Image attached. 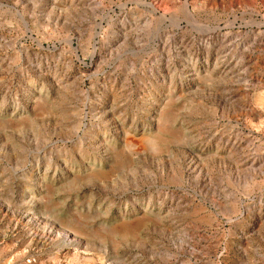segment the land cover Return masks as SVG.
<instances>
[{
  "label": "rangeland",
  "instance_id": "1",
  "mask_svg": "<svg viewBox=\"0 0 264 264\" xmlns=\"http://www.w3.org/2000/svg\"><path fill=\"white\" fill-rule=\"evenodd\" d=\"M0 264H264V0H0Z\"/></svg>",
  "mask_w": 264,
  "mask_h": 264
},
{
  "label": "bare ground",
  "instance_id": "2",
  "mask_svg": "<svg viewBox=\"0 0 264 264\" xmlns=\"http://www.w3.org/2000/svg\"><path fill=\"white\" fill-rule=\"evenodd\" d=\"M32 174V173H31ZM67 233H69V232H67ZM47 235V234H46ZM49 235V234H48Z\"/></svg>",
  "mask_w": 264,
  "mask_h": 264
}]
</instances>
